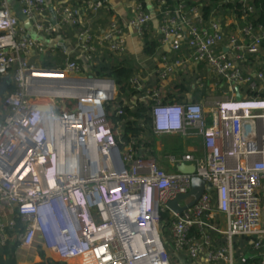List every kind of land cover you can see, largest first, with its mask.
I'll list each match as a JSON object with an SVG mask.
<instances>
[{
  "label": "built area",
  "instance_id": "1",
  "mask_svg": "<svg viewBox=\"0 0 264 264\" xmlns=\"http://www.w3.org/2000/svg\"><path fill=\"white\" fill-rule=\"evenodd\" d=\"M254 1L0 0V77L14 86L0 96V246L18 242L29 257L41 223L57 214L74 226V237L59 226L52 247L65 264H181V255L264 264V21ZM129 46L135 96L116 114L143 103L154 136L193 137L201 154L145 156L131 137L118 146L124 120L114 128L105 109L117 87L92 68ZM87 77L79 93L55 89ZM188 79L190 90L175 88ZM178 164L194 165L206 186L180 213L166 207L191 189ZM240 238L249 251L236 249Z\"/></svg>",
  "mask_w": 264,
  "mask_h": 264
},
{
  "label": "trees",
  "instance_id": "2",
  "mask_svg": "<svg viewBox=\"0 0 264 264\" xmlns=\"http://www.w3.org/2000/svg\"><path fill=\"white\" fill-rule=\"evenodd\" d=\"M254 6L258 11L259 18L257 21H264V15H263V9H264V0H255ZM209 9L207 7L204 8V12L207 15ZM239 9L236 10V13L239 14ZM145 43L148 47H151L153 45V42L145 40ZM49 62H44V66H49ZM93 72L98 77H107L111 78L116 87H117V98L115 100H111L105 104V109L107 113V118L109 120V123L115 128L117 122L124 120V122L121 124V129L119 133H115L116 140L118 142L119 147H123L127 142L128 138H133L135 140L134 149L139 153L143 154L145 156H157L158 152L159 154H166V153H173V154H179L181 151L185 149V145L190 143L192 139V143H196V139L193 137L189 138H180L176 136H162L160 138H157L152 133L151 127H150V120L148 116L149 107L143 103H136L135 108L131 109L126 104L122 106V114L117 115L114 106L117 103H123V98H130L135 96V92L129 87L128 79L130 76L133 75L135 72V66H132L130 62L127 59H122L119 57H111L108 62H101L99 65L94 66ZM190 79L183 80L182 85L175 86L177 90L180 92H186L190 90ZM14 90L13 84L3 78L0 77V93L4 94V92H11ZM206 95L202 93L201 96ZM199 96L198 98H200ZM173 98L171 95H169L166 99ZM183 97H174L175 101H181ZM131 118V119H130ZM157 139H160L161 143V150H157ZM195 144H193L195 146ZM165 166V165H164ZM160 219L157 221V223L160 225L161 232L169 233V218H168V212H160ZM169 240H166V243H168ZM248 239L247 238H240L237 239V242L235 243L236 249L238 247H243L242 249L244 252H247L250 250L249 246L247 245ZM18 242H11L9 241L4 246H0V264H16V258H15V251L17 249ZM168 246V245H167ZM185 262H188V259H184ZM243 263H249V260L246 261L243 260ZM37 264H65L62 261H55L52 259L44 258L42 261L38 262Z\"/></svg>",
  "mask_w": 264,
  "mask_h": 264
},
{
  "label": "water",
  "instance_id": "3",
  "mask_svg": "<svg viewBox=\"0 0 264 264\" xmlns=\"http://www.w3.org/2000/svg\"><path fill=\"white\" fill-rule=\"evenodd\" d=\"M94 78L87 77V78H65L62 80H59L57 82H60L58 84V88L66 89V90H71L75 93L81 92L83 89H89L90 84L93 82ZM236 99H240V94L238 93V88H236ZM118 152V151H117ZM117 154V153H116ZM113 163L115 167L117 168L118 171H123L124 170V165L123 162L117 154V156L113 157ZM176 170L178 172L184 173L191 175V189L186 195H178L176 196L173 200L168 201L166 203V207L173 210L174 212L180 213L182 212L185 208L192 206L195 201L201 196V194L204 192L206 189L205 183L195 175V167L192 164H178L176 166ZM190 195H193L194 199L188 203L186 206L179 207L178 202L181 199H184Z\"/></svg>",
  "mask_w": 264,
  "mask_h": 264
},
{
  "label": "crops",
  "instance_id": "4",
  "mask_svg": "<svg viewBox=\"0 0 264 264\" xmlns=\"http://www.w3.org/2000/svg\"><path fill=\"white\" fill-rule=\"evenodd\" d=\"M132 49H133V47L129 46L128 54L124 55L122 57V59L123 60L127 59L132 66L136 67V62L134 60V55L131 53ZM193 140L194 139H192L190 141V143L185 145L186 146L185 148H190V147L194 146L193 144H195V143H192ZM195 141L197 143V144H195V147L198 148L197 153L201 154V150H200L201 147H200V144H199V140L196 139ZM46 234L47 235H45L44 237L43 236L40 237V235H39L38 238H37V244L35 245V248L27 250V253L29 254V257L26 256V250H24V249H20L19 250L18 249L16 251V253H15L16 254V257H15L16 258V264H37L38 262L42 261V259H44V258L63 262V259H61L58 255H56L54 249L49 246V243L51 242L49 240H52L53 238L56 239L57 235L59 234L58 226L54 222H52L50 224L48 233L46 232ZM180 258H182L181 259V261H182L181 264H208V263H206L203 260H200V261H197V262L188 260L187 263H184L185 262L184 259H187V258H185L183 255H181ZM80 262H81L80 258H73V259L69 260L70 264H80Z\"/></svg>",
  "mask_w": 264,
  "mask_h": 264
},
{
  "label": "clouds",
  "instance_id": "5",
  "mask_svg": "<svg viewBox=\"0 0 264 264\" xmlns=\"http://www.w3.org/2000/svg\"><path fill=\"white\" fill-rule=\"evenodd\" d=\"M52 222H54L57 226H58V231H59V226L60 227H64L65 229H66V234H68V235H70V236H72V237H74L75 235H74V232H73V229H74V226H69V225H66V226H63L62 225V221H61V218H60V216L59 215H57V214H54V215H51V217H49L48 218V220H45V221H43L42 223H41V230H40V233H41V236H45V235H47L46 234V232L48 233V230H49V227H50V224L52 223ZM60 223V224H59ZM60 232V231H59ZM58 236H59V234L57 235V238L55 239V238H53L52 240H49V241H51L50 243H49V246L50 247H53V246H55V245H57V243H58V241H59V238H58Z\"/></svg>",
  "mask_w": 264,
  "mask_h": 264
},
{
  "label": "rangeland",
  "instance_id": "6",
  "mask_svg": "<svg viewBox=\"0 0 264 264\" xmlns=\"http://www.w3.org/2000/svg\"><path fill=\"white\" fill-rule=\"evenodd\" d=\"M207 84L206 83H204V86H203V88H202V92H204V94H206V90H207ZM3 94H1L0 93V96H2ZM157 141L160 143V139H157ZM161 144V143H160ZM157 148L158 149H160L161 150V146H157ZM168 235H169V233H167ZM171 264H173L172 262H171Z\"/></svg>",
  "mask_w": 264,
  "mask_h": 264
},
{
  "label": "bare ground",
  "instance_id": "7",
  "mask_svg": "<svg viewBox=\"0 0 264 264\" xmlns=\"http://www.w3.org/2000/svg\"><path fill=\"white\" fill-rule=\"evenodd\" d=\"M55 89L58 90V89H60V88L57 87V88H55ZM55 89H54V90H55ZM50 93H51V92H50ZM152 234H153L154 238L157 237V236H156V230H153V233H152Z\"/></svg>",
  "mask_w": 264,
  "mask_h": 264
}]
</instances>
